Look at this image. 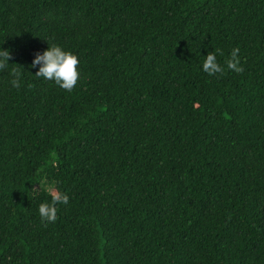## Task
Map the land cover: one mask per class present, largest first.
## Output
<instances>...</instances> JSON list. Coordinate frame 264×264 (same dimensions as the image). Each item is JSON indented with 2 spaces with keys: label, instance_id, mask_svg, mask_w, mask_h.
<instances>
[{
  "label": "trees",
  "instance_id": "1",
  "mask_svg": "<svg viewBox=\"0 0 264 264\" xmlns=\"http://www.w3.org/2000/svg\"><path fill=\"white\" fill-rule=\"evenodd\" d=\"M0 48V264H264V0H0Z\"/></svg>",
  "mask_w": 264,
  "mask_h": 264
},
{
  "label": "clouds",
  "instance_id": "2",
  "mask_svg": "<svg viewBox=\"0 0 264 264\" xmlns=\"http://www.w3.org/2000/svg\"><path fill=\"white\" fill-rule=\"evenodd\" d=\"M238 49L233 48L229 54V59L226 61V66L229 70L240 72L241 67L238 64ZM222 53L209 51L204 55L202 61V71L208 75L222 73L223 68L217 62V55ZM10 52L8 49L0 48V69L5 65H10ZM77 56L70 50L64 49L57 44L49 45L42 51L36 52L31 59V67L35 68V76L42 77L45 80L54 82L59 87L71 91L76 85L79 78L77 70ZM10 84L13 88L21 86L22 72L16 68L9 69ZM68 196L61 190H55L50 193V200L41 202L38 205V214L42 221L54 222L57 219V204H67Z\"/></svg>",
  "mask_w": 264,
  "mask_h": 264
}]
</instances>
